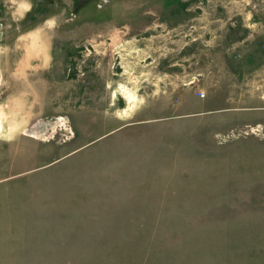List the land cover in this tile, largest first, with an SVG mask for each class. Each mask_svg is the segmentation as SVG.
Segmentation results:
<instances>
[{
    "label": "rangeland",
    "instance_id": "1",
    "mask_svg": "<svg viewBox=\"0 0 264 264\" xmlns=\"http://www.w3.org/2000/svg\"><path fill=\"white\" fill-rule=\"evenodd\" d=\"M54 1L0 0V264H264V0Z\"/></svg>",
    "mask_w": 264,
    "mask_h": 264
},
{
    "label": "flooded vegetation",
    "instance_id": "2",
    "mask_svg": "<svg viewBox=\"0 0 264 264\" xmlns=\"http://www.w3.org/2000/svg\"><path fill=\"white\" fill-rule=\"evenodd\" d=\"M54 2H55V1H54ZM54 2L47 1L46 7L43 8V13H40V15H39L38 17H34V11H35V9L37 8V4H38V0H36L35 6H34L32 12H31V14H30V17H29V22H33V21H35V20L41 18L42 16H44L48 11L51 10V7H52V5L54 4ZM0 23H1V32H2V34H1V39H2L3 34H4V31L2 30V25H3V23H2L1 21H0ZM1 39H0V40H1Z\"/></svg>",
    "mask_w": 264,
    "mask_h": 264
},
{
    "label": "water",
    "instance_id": "3",
    "mask_svg": "<svg viewBox=\"0 0 264 264\" xmlns=\"http://www.w3.org/2000/svg\"><path fill=\"white\" fill-rule=\"evenodd\" d=\"M47 1L54 2V0H38L37 8L34 11V17H38L40 13H43V8L46 7ZM1 23H0V39H1Z\"/></svg>",
    "mask_w": 264,
    "mask_h": 264
},
{
    "label": "bare ground",
    "instance_id": "4",
    "mask_svg": "<svg viewBox=\"0 0 264 264\" xmlns=\"http://www.w3.org/2000/svg\"><path fill=\"white\" fill-rule=\"evenodd\" d=\"M29 50V53H32V52H34V45L32 44V45H30L29 46V48H28ZM117 95V94H116Z\"/></svg>",
    "mask_w": 264,
    "mask_h": 264
}]
</instances>
